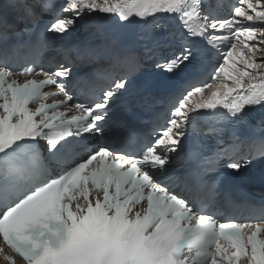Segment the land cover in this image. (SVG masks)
Masks as SVG:
<instances>
[{
    "label": "snow or ice",
    "instance_id": "6c2138e0",
    "mask_svg": "<svg viewBox=\"0 0 264 264\" xmlns=\"http://www.w3.org/2000/svg\"><path fill=\"white\" fill-rule=\"evenodd\" d=\"M153 73L179 78L170 104L116 119L134 81L157 95ZM257 165L264 0H0L6 264H264V203L257 223L219 206Z\"/></svg>",
    "mask_w": 264,
    "mask_h": 264
}]
</instances>
